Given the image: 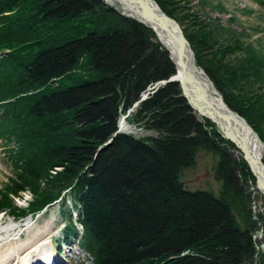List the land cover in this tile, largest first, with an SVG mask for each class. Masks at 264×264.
Instances as JSON below:
<instances>
[{
  "label": "trees",
  "instance_id": "1",
  "mask_svg": "<svg viewBox=\"0 0 264 264\" xmlns=\"http://www.w3.org/2000/svg\"><path fill=\"white\" fill-rule=\"evenodd\" d=\"M155 1L264 141V55L240 38L227 42L221 21L189 0ZM174 73L153 29L104 0H0V140L13 166L0 212L35 217L64 199L60 240L77 239L91 264H253L245 185L256 177L178 82L155 89ZM124 115L157 134L119 131ZM200 148L219 156L218 194L181 184Z\"/></svg>",
  "mask_w": 264,
  "mask_h": 264
},
{
  "label": "rangeland",
  "instance_id": "2",
  "mask_svg": "<svg viewBox=\"0 0 264 264\" xmlns=\"http://www.w3.org/2000/svg\"><path fill=\"white\" fill-rule=\"evenodd\" d=\"M189 1L190 4L195 8V10L200 13L202 17L208 16L214 22L216 20L221 21L220 23L228 30L227 33H225V39L227 40V42L233 41L235 38H240L241 40H243V42L248 43L250 46H254L259 53L264 55V6H261L258 0ZM118 8L122 13V9H120L119 6ZM156 40H158L157 36ZM244 55L245 54L243 53L236 54V56ZM211 83L213 84V82ZM122 126L123 130L130 131L138 136L157 134V132L154 130H147L136 124H131L126 119L125 122L122 123L121 127ZM232 157L234 158L233 154ZM234 159L237 160V158ZM218 160V155L214 154L210 150L200 148L197 151L195 163L182 172L181 180L183 184L190 189L202 188L212 190L216 194L220 193L222 189V182L216 177L215 173ZM12 172L13 166L11 164L8 147L0 141V187L6 183L8 178L12 175ZM236 173L237 175H240L238 168H236ZM254 185H256V183L253 184L250 181L245 185L246 191L249 194L248 206L251 210V220L255 223V225H257V229L254 232L253 238L257 236L256 233L261 230L262 224L264 223L263 204L260 206V209L263 208L262 210L259 209L257 212L255 209V203L258 202L259 199L263 198V196L262 193L255 194L252 187ZM31 199V193L27 191L26 193H24V198H17L16 202L21 206H26L28 204V201ZM63 201L64 199H62L60 203H56L50 208L43 210L35 217H31V215H29L25 218L17 219L16 217L10 215L8 212H0V214L4 215V225L12 223L14 225V228H16L15 232H10L12 233V237H18L19 233L23 232L24 239L25 235H28L31 231H35L36 229L42 232H50L49 236L52 235L54 237L55 247L53 248H55L56 255L61 258L64 263L91 264L92 261L90 260L89 255L79 248V242L77 239L71 238L70 240H68V243L63 245L58 243V239L63 235V229L66 224V218L63 214L64 207L61 204V202ZM70 203L71 202L68 201L66 214H69ZM244 216L243 213H241V216L239 215V218L242 220V222L240 220L242 225H246L245 223L248 219L246 218V216L244 218ZM257 241L260 240H256L257 246L256 253L253 258V264H259L261 262L262 255H264V249L261 248L262 246L260 244V242L262 241ZM47 246L49 247L48 243ZM72 247L73 250H71ZM20 257V261L28 258L29 253H23V255H21Z\"/></svg>",
  "mask_w": 264,
  "mask_h": 264
},
{
  "label": "bare ground",
  "instance_id": "3",
  "mask_svg": "<svg viewBox=\"0 0 264 264\" xmlns=\"http://www.w3.org/2000/svg\"><path fill=\"white\" fill-rule=\"evenodd\" d=\"M108 1L112 2V0ZM152 7L155 11L157 10V6L155 4H152ZM120 8L126 13H132L140 17V11L132 10L131 6L128 4H121ZM129 8H131V10ZM157 29L159 30L161 39L172 49L173 58L177 61V63H181L183 59L182 54L180 53V41L174 26L170 24L168 29H165L164 27H158ZM158 40L160 39L158 38ZM197 66L190 56L186 68L192 78V81H194L198 87V91L194 90L195 87H193V90H189V97H192L193 100L195 99L197 103L205 108L204 114H206V116H200L198 111L195 113L200 117L209 116L207 118L211 119L216 124V127L222 136L233 143V147H231L230 151L234 155V158L239 160L244 158V155H246L251 157L252 161L255 158H261L263 160L264 148L259 142V137L255 136L253 131L243 124V120L241 118L236 117L232 111L227 108L228 105L224 101L223 96L215 88L214 84L211 83L212 81L207 77V75L201 70L202 68L198 64ZM224 113L226 115H230L232 119H228ZM125 119L126 118L120 119V127L122 123L125 122ZM123 126L121 127L122 131L130 132L123 130ZM256 171L259 174L258 170H255V172ZM252 172L256 177L253 170ZM252 187L255 194L262 193L263 196V198L259 199V201L255 203V209L258 212L262 204L264 207V180L262 178L257 180L256 185ZM262 209L263 208L260 210ZM3 219L4 215L0 214V264H66L56 255L55 248H53L55 247L54 237L52 235L49 236L50 232H42L36 229L35 231H31L28 235H25L24 239L23 232L19 233L18 237H12V233L10 232H15L16 228H14L12 223L4 225ZM256 235L257 236L254 237L255 245L257 246L256 240H260L262 242H257H260L262 246L264 242V223L262 224L261 230L258 231ZM58 240L63 241L60 240V238ZM46 242L49 244V247ZM71 250H73V247ZM23 253H29V257L20 261V256L23 255Z\"/></svg>",
  "mask_w": 264,
  "mask_h": 264
},
{
  "label": "water",
  "instance_id": "4",
  "mask_svg": "<svg viewBox=\"0 0 264 264\" xmlns=\"http://www.w3.org/2000/svg\"><path fill=\"white\" fill-rule=\"evenodd\" d=\"M104 1L110 5L115 6L118 10H119L118 6L120 7L121 4H124V5L128 4L131 6L132 10H139L140 11V17H138L132 13H126L123 10H122V13L127 15V16H130V17L140 21L141 23L145 24L146 26L152 28L154 30V32L156 33V36L160 39L159 41L162 43V46L167 50L168 56H169L170 60L174 63V66H175V73L173 75H171L169 78L163 79V80H160L159 82H157L155 89H158L160 86H163V85L167 84L168 82H173V81L178 82L180 84L181 89H182L183 95L188 100L189 104L193 107L195 112L198 111L200 116H206V114H204L205 108L202 105H200L199 103H197L195 101V99L193 100L192 97H189V90L190 89L193 90V87H195L194 90L198 91V87L196 86L194 81H192L190 74L187 72L186 65H187L188 60L190 59V56H191L193 62L197 66L196 57H195L194 50L191 47L190 41L186 37L185 32H184L182 26L180 25V23L177 21V19H175L174 17L167 14L159 6V4L155 0H115V1L112 0V2L108 1V0H104ZM152 4H155L157 6L156 11L153 9ZM131 8H129V9L131 10ZM170 24L174 26L176 33L179 36L180 53L182 54V59H183V61L181 63H177V61L173 58L172 49L168 46V44H166L161 39V37L159 35L160 34L159 30L157 29L158 27L159 28L164 27L165 29H168ZM201 70L204 72L203 69H201ZM154 90H152V92H154ZM150 92L151 91L144 93L141 100H144L145 98H147L148 95L150 94ZM138 103H139V101H137L134 106L138 105ZM208 107H209V105H208ZM210 107H212V106H210ZM227 108L230 111H232V113L236 117L241 118L243 120V124H245L247 127H249L253 131L255 136L259 137L258 138L259 142L262 145V147L264 148V141L260 138L259 134L253 128V126L251 124H249V122L241 114H239L237 111H234L233 109L229 108L228 106H227ZM219 115H221V114H219ZM224 115L228 119H232V117L230 115H228V114L226 115L225 113H224ZM207 117H209V116H207ZM121 121H123V120H121ZM244 159L249 163L251 169L254 171V173L257 177V180H259L261 178L264 180V162H263V160L261 158L260 159L255 158L252 161V158L249 156H246V155H244ZM255 170H258L259 174L257 173V171L255 172ZM181 184H183V183H181ZM263 246H264V242L262 244V247Z\"/></svg>",
  "mask_w": 264,
  "mask_h": 264
}]
</instances>
